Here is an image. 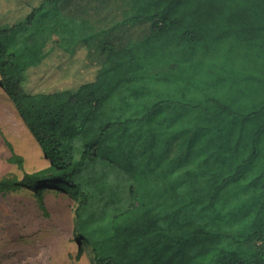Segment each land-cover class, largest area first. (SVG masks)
<instances>
[{
	"label": "trees",
	"instance_id": "obj_1",
	"mask_svg": "<svg viewBox=\"0 0 264 264\" xmlns=\"http://www.w3.org/2000/svg\"><path fill=\"white\" fill-rule=\"evenodd\" d=\"M59 1L0 0L1 76L49 162L7 143L0 192L70 196L91 264H264V0H129L150 34L96 65L85 41L18 44Z\"/></svg>",
	"mask_w": 264,
	"mask_h": 264
},
{
	"label": "rangeland",
	"instance_id": "obj_2",
	"mask_svg": "<svg viewBox=\"0 0 264 264\" xmlns=\"http://www.w3.org/2000/svg\"><path fill=\"white\" fill-rule=\"evenodd\" d=\"M129 0H61L36 15L30 30L16 35L27 52L44 46V52L74 48L88 42V63L96 65L101 42L125 47L141 43L151 32L149 23L123 25ZM51 50V51H50ZM86 54V50H83ZM88 55V54H87ZM9 143L24 160V170L35 173L48 167L38 143L23 122L0 72V180L22 177L8 162ZM75 201L47 189L43 200L22 188L0 192V264H91L87 248L79 255L75 240ZM264 247V238L258 245Z\"/></svg>",
	"mask_w": 264,
	"mask_h": 264
}]
</instances>
